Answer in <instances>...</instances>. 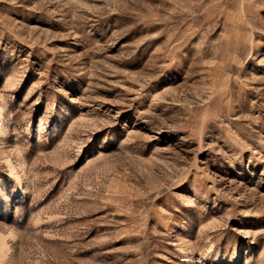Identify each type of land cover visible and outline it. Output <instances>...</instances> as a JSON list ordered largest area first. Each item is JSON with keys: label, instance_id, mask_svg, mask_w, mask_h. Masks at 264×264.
Returning a JSON list of instances; mask_svg holds the SVG:
<instances>
[{"label": "rangeland", "instance_id": "374dc122", "mask_svg": "<svg viewBox=\"0 0 264 264\" xmlns=\"http://www.w3.org/2000/svg\"><path fill=\"white\" fill-rule=\"evenodd\" d=\"M4 195L0 264H264V0H0Z\"/></svg>", "mask_w": 264, "mask_h": 264}, {"label": "bare ground", "instance_id": "6f19581e", "mask_svg": "<svg viewBox=\"0 0 264 264\" xmlns=\"http://www.w3.org/2000/svg\"><path fill=\"white\" fill-rule=\"evenodd\" d=\"M22 192H23V190H18V191H15L14 193L18 194V193H22ZM0 199H1L0 202L8 203L10 201V196L4 195V196L0 197Z\"/></svg>", "mask_w": 264, "mask_h": 264}]
</instances>
